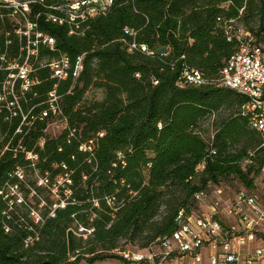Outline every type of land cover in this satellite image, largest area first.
<instances>
[{"label":"trees","instance_id":"1","mask_svg":"<svg viewBox=\"0 0 264 264\" xmlns=\"http://www.w3.org/2000/svg\"><path fill=\"white\" fill-rule=\"evenodd\" d=\"M16 1L0 0V264L130 262L128 245L148 250L181 213L201 211L198 192L233 181L258 189L263 139L244 114L248 98L180 81L186 68L220 78L239 45L227 25L250 32L264 55V0H114L74 20L69 5L84 0ZM63 57L69 75L59 78L51 63ZM91 88L103 99H88ZM57 117L67 124L50 136ZM10 186L27 199L57 187L59 199L45 198L36 223Z\"/></svg>","mask_w":264,"mask_h":264},{"label":"built area","instance_id":"2","mask_svg":"<svg viewBox=\"0 0 264 264\" xmlns=\"http://www.w3.org/2000/svg\"><path fill=\"white\" fill-rule=\"evenodd\" d=\"M113 1L71 2L69 5L71 20L105 13ZM52 18L57 21V17L52 16ZM68 23L75 24L76 28H79L81 22ZM76 30H72L71 33H76ZM226 30L228 41L236 38L239 45L237 51L228 60L220 78L209 80L199 71L186 68L180 85L214 83L232 88L247 97L248 103L244 107V114L249 117L251 126L260 132L263 139L261 147L264 151L263 49L254 42L252 34L243 27L234 30L233 25H227ZM126 33L135 34L133 30L129 29H126ZM41 37L42 34L37 33V38ZM43 42L54 46L55 41L53 38L45 36ZM130 48V50L137 48V45L133 43ZM141 49L148 54H153L146 45H142ZM51 66L55 70V76L66 78L69 75L67 57L51 63ZM82 68V57H80L73 72L76 78ZM27 71V68L22 67L21 77L26 78ZM27 86H24V89H27ZM51 96L53 98L50 102V109L57 115L59 114V107L55 104L57 97L54 93H51ZM46 114L45 111L43 115ZM24 120H26V116H24ZM210 145L212 147V143ZM29 158H37V156L30 153ZM202 168V165L198 167V169ZM17 173L21 176L22 172L18 171ZM42 183L43 181L40 184ZM10 189L11 194L16 197L19 203L24 202L23 194L19 192L17 186H10ZM2 193L0 190V194ZM195 198L200 204L201 211L188 218H185L181 213L177 218L179 228L172 236L161 238L148 250L136 253L130 250L123 251L121 254L124 258L148 264H262L264 262L263 192L259 189L253 192L240 189L230 193L223 186H213L198 192L195 194ZM31 216L36 223L43 220L40 212L35 209H32ZM31 241L32 238H28L27 242ZM259 242H262V245H256Z\"/></svg>","mask_w":264,"mask_h":264},{"label":"rangeland","instance_id":"3","mask_svg":"<svg viewBox=\"0 0 264 264\" xmlns=\"http://www.w3.org/2000/svg\"><path fill=\"white\" fill-rule=\"evenodd\" d=\"M9 2H12L13 4H18V2L16 0H8ZM76 2V1H74ZM238 23V22H237ZM239 24V23H238ZM12 85V84H11ZM29 85V83H25L23 85L27 86ZM103 91L101 89H97V88H91L87 93H86V97L88 99H93V100H102L103 99ZM66 122L64 120H62L61 118L59 119V117L55 118L54 121H52L48 128H47V134L50 136H57L59 134L62 133V131L64 130L65 126H66ZM36 179V176H32L29 175L28 176V182H34ZM42 180H40L39 183H41ZM256 183H257V187L258 189L264 193V174L261 173L259 175V177L256 179ZM224 185L228 188V191L230 193H233L235 191V189L241 187L242 185L240 183H238L237 181H233V182H224ZM24 196V194H23ZM50 196L52 198V200H54L55 202H57V200L59 199L58 196V190L57 187H54L52 189V191H50V189H42V192H39V196L31 194V196L28 197V199L26 198V196H24V198H26V202L32 204V207L34 209H36L39 212L44 211V206H45V198ZM41 199V202L39 204L38 200ZM205 209V207H203ZM128 248L131 252H139V251H143L141 249H138L137 246H131L128 245ZM207 263V260H206ZM82 264H148V263H140V262H136V261H130V262H126V261H122L119 259H114V258H107L104 260H97L94 263H88L85 260H82Z\"/></svg>","mask_w":264,"mask_h":264},{"label":"crops","instance_id":"4","mask_svg":"<svg viewBox=\"0 0 264 264\" xmlns=\"http://www.w3.org/2000/svg\"><path fill=\"white\" fill-rule=\"evenodd\" d=\"M256 245H262V242L256 243ZM262 264H264V262Z\"/></svg>","mask_w":264,"mask_h":264},{"label":"water","instance_id":"5","mask_svg":"<svg viewBox=\"0 0 264 264\" xmlns=\"http://www.w3.org/2000/svg\"><path fill=\"white\" fill-rule=\"evenodd\" d=\"M161 51H165V49L161 50Z\"/></svg>","mask_w":264,"mask_h":264}]
</instances>
